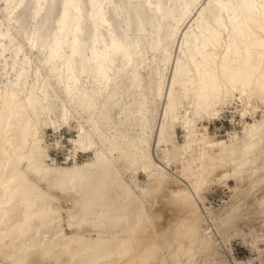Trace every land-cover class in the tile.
I'll return each mask as SVG.
<instances>
[{
    "label": "snow or ice",
    "instance_id": "1",
    "mask_svg": "<svg viewBox=\"0 0 264 264\" xmlns=\"http://www.w3.org/2000/svg\"><path fill=\"white\" fill-rule=\"evenodd\" d=\"M106 7L109 5L95 0L91 4H82L80 0H63L62 4L55 0L51 4L47 0L0 3V264H185L182 253L190 256L191 248L186 250L181 245L173 249L167 244L166 236L147 242L140 238L144 225L151 222L147 203L153 196L159 199L168 195L163 185L159 189L144 188L134 196L125 189L117 173V181L112 185L116 195H112L105 182L85 188V172L98 162L106 163V175L111 174V162L105 154L89 141L88 147L96 152L91 164L71 169L57 168L55 164L47 167L46 150L39 141L38 130L32 135L33 124L38 125L41 112L50 110L43 106L48 102V88L53 80L81 113H94L98 110L97 98L107 96L112 107L125 109L121 112L123 119L132 105L123 104L121 79L125 75H130L134 83L139 79L137 72L145 66L142 61L146 51H141V41L148 37L149 23L153 29V60L157 59L155 54H162L151 87L154 98L167 96L165 123L170 111L175 115L185 106L189 110L195 107L197 112L210 111L219 102L226 104L239 96L241 105L247 102L241 115L251 114L254 121L259 115L260 119L245 125L243 140L237 137L231 145L219 146L231 150L232 175L238 181L246 175L259 176L260 187L264 189V0H208L207 3L192 0L179 4L146 0L129 4L128 8L136 9L135 40L131 16L128 30L122 28L123 35L118 36L108 23ZM192 16H196L195 21H191ZM53 22L54 30L50 27ZM190 22L193 27H189ZM105 28L107 38L101 35ZM184 28L188 31L183 32L184 40L180 41L177 37ZM193 40L196 55L189 64ZM177 43L182 54L179 57L172 52ZM225 45L227 51L222 62L219 56H208L210 50ZM201 59L205 60L203 66L197 63ZM173 62L174 71L170 68ZM210 63L216 66L212 72L208 71ZM192 65L196 66L195 73ZM144 99L138 110L131 111L130 118L141 120L140 150L147 155L152 124L147 98ZM253 102L256 109L252 108ZM109 103L105 104V110ZM185 128L191 130V122ZM161 136H164L163 126ZM258 138L261 155L256 160ZM77 146L83 144L78 141ZM183 150L189 151L190 145L185 144ZM205 159L203 154L199 160L193 159L183 175L196 182L186 192L171 193L172 202L189 204L199 195L203 181L190 176L189 170L195 171L194 165H203ZM152 167L163 171L159 164ZM252 188L255 189V184ZM53 189L69 197L68 228L74 230L88 224L94 233L88 237L65 235L62 227L65 212L56 207ZM259 210L264 217V199L259 201ZM239 211L233 209L224 221L226 226ZM258 239L262 246L257 249L253 245L252 254L255 256L259 251L258 264H264V228ZM227 249L225 241L216 254L202 261L189 259L188 264H257L255 259L235 260L228 256Z\"/></svg>",
    "mask_w": 264,
    "mask_h": 264
},
{
    "label": "bare ground",
    "instance_id": "2",
    "mask_svg": "<svg viewBox=\"0 0 264 264\" xmlns=\"http://www.w3.org/2000/svg\"><path fill=\"white\" fill-rule=\"evenodd\" d=\"M156 1L162 2L164 4L167 2L166 0ZM190 2H192V0H182V3ZM207 2L208 0L205 1V3ZM112 18L114 19V17ZM128 19L129 17H127L125 21L126 25ZM195 19L196 16L191 17V21H195ZM189 27H193L191 22L189 23ZM187 31L188 28L182 29V32L177 37V39L183 41V32ZM117 35L121 36L123 33H119ZM241 43H243V41H241ZM151 44L152 32L150 35L148 48L142 49L141 47V51L146 50L145 58L142 61L143 64L149 60L150 54L153 55L151 51ZM192 44V51L189 53L188 59L189 64L191 63L192 56L196 55L195 40L192 41ZM226 51V45L221 46L215 50H210L208 56H219L222 62L224 53ZM172 52L177 57L182 55L180 52L179 43L174 46ZM155 55L157 59L153 61L156 70V65L162 58V54L157 53ZM233 58H235V50L233 51ZM197 63L203 66L205 60H198ZM215 67L216 66L214 63H210L208 71H214ZM170 68L172 71L175 70L174 62L171 64ZM195 70L196 66L192 65L193 73H195ZM201 70H204L203 67ZM34 79L35 73L33 72V80ZM84 79L87 80V77H84ZM41 84H43V81ZM150 84L152 85L153 82ZM151 85L144 86L141 84V82H138V80L134 83V80L130 75L123 76L121 79V92L123 98L124 95L127 96V102H125V105L131 104L132 110H138L139 105L145 102L144 98L146 97L149 99L147 101L149 106L147 109L148 115H150L153 111L157 112V109H155L157 107L156 98L159 96L155 98L153 97ZM167 86H171L170 79ZM57 97L61 98L59 102L57 101ZM97 99L98 110L92 114H89L85 111L86 117L78 125V133L76 137L72 139L73 153L71 162L67 165L57 164L54 159H52L48 146L45 142V126L47 123H45L43 118L47 116L48 111L57 116L58 111L62 109V107H68L73 111L78 109L76 105L68 100L67 95L63 92L59 83L55 80L52 81L51 86L48 88V102L43 106L44 109L50 110L41 112L38 125L36 123L33 124L32 132L33 136L36 135L37 130L39 132V141L42 142L46 150L47 159L45 164L47 167H52V165L55 164L57 168L71 169L74 167L83 166L85 164H91L96 156V152L93 151V154L91 152L92 156L83 162H78L75 156L80 148L84 150H91L88 147V142L91 141L92 144L97 146V150L102 151L105 154L107 160L111 162V174L106 175V172L108 171V165L106 163L103 161L98 162L95 167L89 168L85 172V188H87L89 184L96 185L99 182H105L108 184L112 195H116L112 185L117 181V173H119V179L123 182L125 189L131 190L134 196L140 194L144 188L150 187L153 189H159L161 185H163L168 195H161L159 199H157L156 196H153L147 203L146 210L149 213L151 222L144 225V232L141 233L140 238L147 242L154 241L157 236H166L167 244L171 245L173 249L179 248L181 245H183L186 250L191 248L190 256L182 253L185 264H188L189 259L202 261L207 256L216 254V249L221 244L225 243V241L228 243V254H230L232 257L233 247L231 241L234 239L233 233L236 232L237 237L241 235V233L238 231L239 228H241V222L245 221V219L250 215L253 216H251L253 219L255 218L254 216H256L257 219H255V221L258 223V225L254 224L255 226L249 227L248 232L244 230V232H247L250 237L249 246L252 251L253 245H255L257 249L262 246L258 239L261 229L264 228V217L261 216L259 210V201L264 199V189H262L259 184L260 177L257 176L255 178H250L249 175H246L243 180L238 181L232 175L234 169L231 163V150L229 149L226 151L219 146L221 143H227L231 145L233 139L237 137L240 140H243L245 125H251L252 123L258 121L260 116H256V121H254L253 115L250 114L251 120L244 121L241 131L238 133H233V136L228 137L227 139L215 138L214 134L208 132V125L204 126L205 132H200L198 127V122H210L211 120L219 119L223 114L224 108L233 103H239L238 106L240 109L237 108V110H239L241 114L246 110L247 102L244 105H241L239 96H237L235 101L230 99L226 104L219 102V104L214 106L210 111L204 110L203 112H197L195 107H192L191 110H189L187 106L183 107V110H178L175 116L178 118V120H180L179 122H181V126L185 133V139L178 146H175V140L173 138L174 128L173 124L169 121V118L167 123H165L164 119L159 118V124L154 139L153 135L151 134V130L148 132L149 143L147 145V155H145L144 152L140 150V140L143 136V126L141 124V120L130 118L132 110H129L123 119L119 117L118 120H116L112 114L114 107H112V105L109 103L108 97H98ZM159 99H161L164 106L167 107V96L165 95ZM154 100L155 102H153ZM106 103H109L107 110H105L104 107ZM252 108H257V104L255 102H253ZM124 111L125 109L123 108V112ZM181 111H184L182 119H180L178 116ZM169 113L172 112L170 111ZM158 115V112L155 116L151 115L152 120H157L156 118ZM89 121H92V123H89ZM188 122H191V130L185 128V124ZM130 124H133L134 132L132 135H129L127 138H125L124 130ZM161 126L164 127L163 137L161 136ZM61 127H63V125ZM189 136L191 139H189ZM78 141L83 144V147L77 146ZM255 143L257 144L255 159L259 160L261 155V150L259 148V138L255 141ZM185 144L190 145L189 151L183 150V146ZM29 151H31V145L29 146ZM201 154L206 157L203 165L197 163L194 165L195 171L189 170L190 176H198L203 181L199 195L195 196V199L189 204H185L183 202H172L169 199L171 193L186 192L192 187V183L196 182H190L189 179L183 175V173L186 169H189V165L192 164L193 159L199 160ZM166 157L167 159L171 160V163L167 162ZM237 159H239V157H237ZM153 164H159L163 171L153 168ZM171 164H173L174 167L178 166L180 168L179 173L169 170V166L171 167ZM134 166H137L139 170H134ZM24 167L27 168V164H25ZM139 171L146 176L145 183L140 182L138 174ZM228 180H232L233 185L225 183ZM221 182H224V184ZM217 183H221L223 186L227 185V187L232 192L237 194L241 193V195H235L230 199L228 204L215 209L213 206L207 204L205 192H207L212 187V185ZM253 184H255L254 190L252 188ZM45 190H47L46 185ZM52 194L53 199L56 201V207L63 208L65 212L63 217L64 222L62 225L65 235H80L88 237L89 234L94 233L95 230L88 224H84L82 227H77L74 230L69 229L68 218L66 215L67 208L69 206V197L65 193L59 192L57 189H53ZM193 195H195V193H193ZM65 203L66 205H63ZM253 205H255V207H253ZM234 208H238L240 211L231 217L230 223L226 226L224 221L229 218V214L233 212ZM91 238L95 239V235H92ZM256 254L257 255L255 257H250L243 261L255 259L258 262L259 251H256ZM220 255L223 257L222 252Z\"/></svg>",
    "mask_w": 264,
    "mask_h": 264
},
{
    "label": "rangeland",
    "instance_id": "3",
    "mask_svg": "<svg viewBox=\"0 0 264 264\" xmlns=\"http://www.w3.org/2000/svg\"><path fill=\"white\" fill-rule=\"evenodd\" d=\"M166 1H167L166 4H168L169 2L173 4L182 3V0H166ZM205 1L201 0L202 3H205ZM47 2L51 4L53 0H47ZM55 2L57 4H62L63 0H55ZM92 2L93 0H81L80 1V3L82 4H91ZM95 2L104 3L106 5H109V7L105 8V14H106L108 23L114 25L113 30L117 34L123 33L121 31L122 28L124 29V31L128 30L125 21L127 17L131 16V19H132L131 31H132V35H134L133 39L135 38L136 33L138 31V26H137V21H136V9L135 8L130 9L128 8V5L143 3V2H146V0H95ZM156 2H157L156 0H153V3H156ZM0 3H2V0H0ZM111 5H115L116 7H111ZM89 11H91V9H89ZM112 17H114V19ZM117 26H118V29H117ZM50 27H52L54 30V22L50 25ZM106 30L107 28L104 29L101 35L107 38L108 30L107 31ZM152 31L153 29L149 23V27L147 28L148 37L147 39L142 38V41H141L142 49L148 48L150 35ZM144 65H145L144 67H140L138 70V74H137L139 77L138 82H141V84H143L144 86H150L151 85L150 83L152 82L154 83L155 82L154 80L156 79V70H155V65H154L152 54H150L149 60H147L144 63ZM159 98L160 97L156 98L157 107L155 108L157 109V112L159 114L156 118L157 120L153 121L151 114L149 115L151 124L153 126L151 127V132H152L151 134L153 135V139L156 135V131H157L158 124H159V118L164 119L165 106L163 102L161 101V99ZM148 100L149 99L147 98V101ZM125 102H127L126 95H124L123 104H125ZM238 105L239 103H233L225 107L223 110V114L221 115L219 119L211 120L210 122L209 121L198 122L199 131L205 132L204 126L208 125L209 127L208 132L211 134H214L215 138L217 139H227L228 137H232L233 133L240 132L243 127L244 121L246 120L250 121L251 118H250V115L242 117L239 110H237V108L240 109ZM65 109L66 108L62 107V109L58 111L57 116H55L52 112L48 111L47 116L43 118L45 123H47V125L45 126L46 145L48 146L49 153L52 159H54V161L60 165L69 164L68 162L69 153H71V160H72V153H73L72 139H74L78 133V127H79L78 125L86 117L85 112L81 113L78 110L73 111L67 107V113H66ZM181 110H183V108ZM121 112H123V107H119V108L114 107V109L112 110L113 117L116 120H118V118L121 117ZM183 114H184V111H181L178 114L180 119L183 118ZM168 118H169V121L173 124V128H174L173 138L175 140V146H178L185 139L184 130L181 126V122H179L180 120H178V118L173 113H169ZM62 125L63 127H61ZM133 132H134L133 124L128 125L124 130L125 138H127L129 135H132ZM57 144H59L58 148L56 147ZM91 152L93 154L92 150H84L80 148L75 154L77 161L83 162L87 160L88 158L92 156ZM133 169L139 170L137 166H134ZM169 170L170 171L173 170L176 173H179L180 168L178 166L174 167V165L171 164V167L169 166ZM138 174H139L140 182L145 183L146 176L143 175L140 171L138 172ZM221 183L224 184V182H221ZM221 183L212 185V187L207 192H205L207 204L213 206L215 209L225 204H228L230 199L233 198L235 195H241V193L237 194L235 192H232L227 187V185L223 186V184ZM225 183L229 185H233L232 180H228ZM63 205H66V203ZM251 216L252 215L248 217L249 219L246 218L245 221L241 222V228H239L238 230L241 233L239 237H237L236 232L233 233L234 239L231 241V244L233 247L232 258L238 261L247 260L248 258L255 257L257 255L255 254V256H253L252 254L253 251L251 250L249 246L250 237L247 233L248 229L251 226L258 225V223L255 221V219H257L256 216H254L255 217L254 219L252 218L253 216L252 217ZM251 222L253 223V225ZM244 230L247 232H244ZM228 256L231 257L230 254H228Z\"/></svg>",
    "mask_w": 264,
    "mask_h": 264
}]
</instances>
